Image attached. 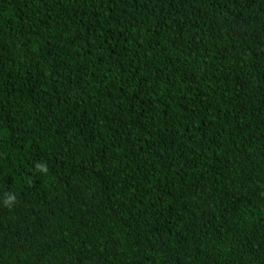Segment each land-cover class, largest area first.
Masks as SVG:
<instances>
[{"label":"trees","instance_id":"1","mask_svg":"<svg viewBox=\"0 0 264 264\" xmlns=\"http://www.w3.org/2000/svg\"><path fill=\"white\" fill-rule=\"evenodd\" d=\"M0 264H264V0H0Z\"/></svg>","mask_w":264,"mask_h":264},{"label":"clouds","instance_id":"2","mask_svg":"<svg viewBox=\"0 0 264 264\" xmlns=\"http://www.w3.org/2000/svg\"><path fill=\"white\" fill-rule=\"evenodd\" d=\"M14 199H15V197L10 196V197L5 201V205L10 207L11 204L13 203Z\"/></svg>","mask_w":264,"mask_h":264}]
</instances>
